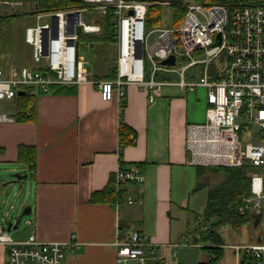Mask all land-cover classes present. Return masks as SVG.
Here are the masks:
<instances>
[{
    "label": "built area",
    "instance_id": "built-area-1",
    "mask_svg": "<svg viewBox=\"0 0 264 264\" xmlns=\"http://www.w3.org/2000/svg\"><path fill=\"white\" fill-rule=\"evenodd\" d=\"M152 5L147 0H82L71 8L37 10V23L25 30L34 63L3 66L0 51V100L14 99L20 90L47 93L54 84L94 83L104 100L116 94L121 102L127 96L125 86L131 83L137 84L150 101L167 84L189 90L205 86L206 119L189 123L186 128L189 162L238 166L248 161L246 165L255 168L248 171L250 186L238 207L240 213L250 215V241L229 246L234 249L235 264H264V0L211 4L193 0L183 3L185 12L179 26L149 29L147 20ZM108 11L113 41L117 43L113 66L116 76L93 79L80 55L84 43L80 37L101 28L96 22L87 23V14ZM47 16L51 20L42 21ZM78 26L81 33L77 32ZM178 44L188 59L180 67L176 65ZM171 54L175 55V62L163 64L161 61ZM221 54L226 56V64L210 73L214 59ZM199 63L203 64L200 78L188 79L187 69ZM159 72H176L179 79L159 77ZM16 120L15 112L0 110V123ZM144 180L139 165L127 167L119 163L112 186L119 193L125 183ZM126 198L128 203L134 201L130 194ZM256 214H260L257 224ZM259 226L258 231L253 230ZM0 244L9 245L8 264H62L65 248L71 243L42 241L34 234L15 240L0 224ZM190 244L194 243L183 235L173 243V255ZM117 249V260L121 262L136 259L138 264H147L148 259L162 258L159 248L138 230L132 232L128 241L118 242ZM245 250L249 254L244 261Z\"/></svg>",
    "mask_w": 264,
    "mask_h": 264
},
{
    "label": "crops",
    "instance_id": "crops-1",
    "mask_svg": "<svg viewBox=\"0 0 264 264\" xmlns=\"http://www.w3.org/2000/svg\"><path fill=\"white\" fill-rule=\"evenodd\" d=\"M13 3L0 0V7ZM158 76L167 77L163 72ZM196 76L186 72L188 79ZM66 86L76 91L59 93L51 88L34 93L33 118L0 123V161L24 164L31 179L27 201L31 211L22 219L23 235L15 240L34 234L42 241L70 242L62 264H122L117 243L128 241L138 230L159 248L162 258L156 259L164 262L183 235L193 242L187 232L192 228L189 211L197 221L193 229L203 225V213L188 203L187 189L198 178L185 137L189 123L206 119V87L189 90L167 84L150 101L131 83L121 102L116 94L104 100L94 83ZM20 143L37 148L34 173L18 160ZM119 163L137 164L144 171V182L123 186L126 197L130 194L134 201L91 199L112 183ZM196 186L192 193L206 189L207 202L210 186L195 190ZM8 251L9 245L0 244V264H8Z\"/></svg>",
    "mask_w": 264,
    "mask_h": 264
},
{
    "label": "rangeland",
    "instance_id": "rangeland-1",
    "mask_svg": "<svg viewBox=\"0 0 264 264\" xmlns=\"http://www.w3.org/2000/svg\"><path fill=\"white\" fill-rule=\"evenodd\" d=\"M153 3V7L150 10V17L152 23L148 24V28L165 26H179L182 22L183 16L176 10L175 4H182L193 0H147ZM16 3L8 4L7 6L0 7V15L4 16V22L0 28V51H1V64L7 65H32L34 58L32 55V46L25 39V30L27 26L35 25L37 23V9H35V3L30 1H13ZM81 2L69 5L66 8H71L79 5ZM185 11V8H184ZM97 13V12H95ZM103 15V14H102ZM100 18V15L87 14L85 21L87 23L96 22ZM51 20L50 16L45 17L42 21ZM154 34L150 36L153 38ZM180 44L176 48L178 55L177 67L182 66L187 62V58L181 51ZM80 55L83 57L84 66L90 73V78L96 79L102 77V75L112 73V67L116 63L117 57V43L115 41H85L80 46ZM197 56H201L200 54ZM226 64V56L224 54L216 57L212 63V68L217 70L222 65ZM193 72L197 74L196 78H200L203 71V64L199 63L187 69V72ZM167 78L172 79L178 77L176 72L165 74ZM30 93H33L31 90ZM18 101L14 99L0 100V110L7 112H15L17 109ZM24 164L15 163L10 161H0V224L7 228V221H16V217L20 215L26 207H28L27 201L29 199L31 179L27 176L19 182H11L13 176L12 173L25 174ZM194 167V166H193ZM252 169L253 166L249 165ZM209 178L210 187L218 185L224 178V174L221 171H210L207 173ZM196 176L193 179V185L187 189V197L190 208L194 207L203 213V206L206 202V189L192 193V189L196 186ZM28 217L25 214L23 218ZM188 222L190 227L188 228V235L193 238L194 244L184 245L178 249L176 255L167 253L165 261L160 264H235V252L231 243H245L250 241L251 237V224L248 222L241 226L239 230L231 227L230 225H224L218 228V233L224 240V255L219 259H214L213 255L209 254L203 247L212 244L210 240H204V229H193L197 225L195 214L189 211ZM202 224H207L202 219ZM208 226V224L206 225ZM23 223L21 222L18 228L11 229V233L14 239H20L23 235L22 232ZM200 227V226H199ZM187 228V226H186ZM185 228V229H186ZM201 228V227H200ZM193 229V231H192ZM259 227L253 228V230H259ZM191 239V238H190ZM202 239V240H201ZM211 255V256H210ZM122 264H138L136 259H128Z\"/></svg>",
    "mask_w": 264,
    "mask_h": 264
},
{
    "label": "trees",
    "instance_id": "trees-1",
    "mask_svg": "<svg viewBox=\"0 0 264 264\" xmlns=\"http://www.w3.org/2000/svg\"><path fill=\"white\" fill-rule=\"evenodd\" d=\"M12 1H30V0H12ZM35 3V9L37 10H57L66 8L69 5H74L75 3L82 2V0H31ZM205 4L211 3H232L234 1L241 0H197ZM153 6L150 7V10ZM175 8L181 15H184V6L182 4H175ZM100 18L97 19L96 23L100 24V31L94 34H82L80 39L81 42L89 41L91 44L94 41H113V26L110 21L111 12L108 11L102 15V13H95ZM5 17L0 15V28L2 27V22H4ZM152 18L148 14L147 23H152ZM116 76V70L112 67V73L102 75V77H114ZM53 91L59 93L74 92L75 88L68 87L66 85L54 84L52 86ZM34 93L29 91L23 94H17L15 99L18 101L17 109L15 111L17 119H29L33 118L34 108H35V98ZM124 126V125H123ZM122 126L121 131V143H125L124 139V127ZM122 145V144H121ZM18 160L29 166V169L34 173L37 165V148L34 145L20 143L18 145ZM250 167L249 165H238V166H228V165H196V175L198 178L197 186L195 188L199 189L201 187L209 185V178L207 173L210 171H221L224 174L223 180L215 186H212L208 190L207 202L203 212V220L207 224H203L204 228V240H210L212 244L204 246L203 248L213 255L214 259L219 260L224 255V240L222 236L218 233V228L224 225H230L231 227L239 230L242 225L247 224L250 221L249 214H242L239 212L238 207L241 203L242 194L249 189L250 186V176L248 175ZM126 197V189L122 188L119 193L114 191L112 183H110L103 190L94 193L91 199H104L107 201L121 200L123 201ZM197 215L196 217H199ZM201 227V225H200ZM203 230L202 228L197 227ZM196 228V229H197ZM202 240V239H201ZM249 252L247 250L243 253L244 261L247 258ZM210 255V256H211ZM158 259H149L147 264H160ZM183 264V263H180Z\"/></svg>",
    "mask_w": 264,
    "mask_h": 264
},
{
    "label": "water",
    "instance_id": "water-1",
    "mask_svg": "<svg viewBox=\"0 0 264 264\" xmlns=\"http://www.w3.org/2000/svg\"><path fill=\"white\" fill-rule=\"evenodd\" d=\"M130 13H132V11H130ZM81 31H82L81 26H78L77 27V32L81 33ZM218 42H220V34H218L217 43ZM91 45H93V44H91ZM161 62L163 64H173L175 62V55L171 54L167 58H164ZM23 93H24L23 90L19 91V94H23ZM245 164H248V161H246ZM11 175L13 176V178L11 179V182H19L23 178L27 177L28 174H26V173L25 174H20V173L16 172V173H12ZM30 211H31V208L28 206V207H26L24 209V211L20 215L15 216L16 217L15 223H13L12 220L7 221V228L6 229L8 231H10L11 229L18 228L19 224L22 222L23 216L25 214H29ZM255 217H256L255 224H257L259 222V219H260V214H256Z\"/></svg>",
    "mask_w": 264,
    "mask_h": 264
}]
</instances>
